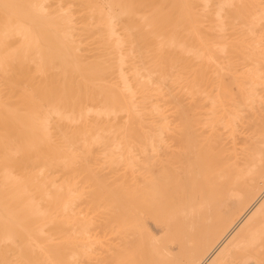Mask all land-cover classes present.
<instances>
[{
  "label": "bare ground",
  "instance_id": "obj_1",
  "mask_svg": "<svg viewBox=\"0 0 264 264\" xmlns=\"http://www.w3.org/2000/svg\"><path fill=\"white\" fill-rule=\"evenodd\" d=\"M214 4L0 0V264H264V0Z\"/></svg>",
  "mask_w": 264,
  "mask_h": 264
},
{
  "label": "rangeland",
  "instance_id": "obj_2",
  "mask_svg": "<svg viewBox=\"0 0 264 264\" xmlns=\"http://www.w3.org/2000/svg\"><path fill=\"white\" fill-rule=\"evenodd\" d=\"M220 1H221V3H222V0H213V3H215V4H214L215 7L218 8V7L222 6L221 3H220ZM231 88H232L233 92L237 91V85L232 84V85H231ZM257 106L259 107L260 105H257ZM144 119H145L147 122L150 121V120H148V118H144ZM169 119H170V118H169ZM247 134H248L247 132L242 131V130L237 131L236 136L234 137V138H235V139H234V142H235L237 145H240V142H241V141H245V140H246V138H247V136H248ZM148 226H149L150 230L152 231V233H154V234L157 235V236L161 235L162 232H163L162 227H161V226H157V225H155L154 222L151 221V220L148 221Z\"/></svg>",
  "mask_w": 264,
  "mask_h": 264
}]
</instances>
